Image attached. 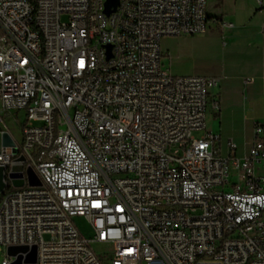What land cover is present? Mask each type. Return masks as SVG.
<instances>
[{
	"label": "built area",
	"instance_id": "1",
	"mask_svg": "<svg viewBox=\"0 0 264 264\" xmlns=\"http://www.w3.org/2000/svg\"><path fill=\"white\" fill-rule=\"evenodd\" d=\"M209 1L0 0L2 264H264V124L223 153L206 130L220 79L162 63Z\"/></svg>",
	"mask_w": 264,
	"mask_h": 264
},
{
	"label": "crops",
	"instance_id": "2",
	"mask_svg": "<svg viewBox=\"0 0 264 264\" xmlns=\"http://www.w3.org/2000/svg\"><path fill=\"white\" fill-rule=\"evenodd\" d=\"M207 13L206 31L162 40L163 67L171 75L220 79L212 91L206 130L221 132L223 153L232 139L236 153L244 156L256 124H264V0H210Z\"/></svg>",
	"mask_w": 264,
	"mask_h": 264
},
{
	"label": "rangeland",
	"instance_id": "3",
	"mask_svg": "<svg viewBox=\"0 0 264 264\" xmlns=\"http://www.w3.org/2000/svg\"><path fill=\"white\" fill-rule=\"evenodd\" d=\"M207 9H208V6H207ZM162 63H163V61H162ZM6 124L13 131L16 138L18 140H20L21 139V129L19 127V124L17 125L15 123L13 117L6 118ZM202 133H203V131H194L193 132L194 136H196V137H200L202 135ZM74 221H75L78 229L81 231V233L85 237H87L89 239L94 238V235H95L94 231H93L90 223L86 219V217L78 215V216H75ZM93 246L97 252H102V246H100L98 244H94ZM5 257H6V249L4 247L0 246V264H2Z\"/></svg>",
	"mask_w": 264,
	"mask_h": 264
},
{
	"label": "water",
	"instance_id": "4",
	"mask_svg": "<svg viewBox=\"0 0 264 264\" xmlns=\"http://www.w3.org/2000/svg\"><path fill=\"white\" fill-rule=\"evenodd\" d=\"M118 5V0H107L106 2V12L108 14H110L111 12L116 10V7ZM4 144L9 145V144H13V141L11 139V137L8 134H5L4 136ZM31 177H32V181L33 183H36L35 179H34V174L32 173V171L30 172ZM15 185L16 186H22L23 185V181L22 180H17L15 181ZM5 187V182H4V173H3V168L0 167V193L1 191L4 189ZM28 247H10L9 248V253L12 255H16L20 252H24L27 251ZM23 260H24V256L23 254H19L18 255V259L13 262L12 264H23ZM25 262L27 263H35L36 262V254L35 251H33V253L31 255H29L27 258H25Z\"/></svg>",
	"mask_w": 264,
	"mask_h": 264
}]
</instances>
